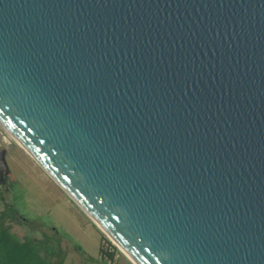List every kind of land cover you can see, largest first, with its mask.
I'll use <instances>...</instances> for the list:
<instances>
[{
    "label": "water",
    "instance_id": "1",
    "mask_svg": "<svg viewBox=\"0 0 264 264\" xmlns=\"http://www.w3.org/2000/svg\"><path fill=\"white\" fill-rule=\"evenodd\" d=\"M0 125L136 264H264V0H0Z\"/></svg>",
    "mask_w": 264,
    "mask_h": 264
},
{
    "label": "rangeland",
    "instance_id": "2",
    "mask_svg": "<svg viewBox=\"0 0 264 264\" xmlns=\"http://www.w3.org/2000/svg\"><path fill=\"white\" fill-rule=\"evenodd\" d=\"M3 148L10 152V168L24 187L17 186L15 198H12L15 211L28 222L23 223L19 216L15 217L10 225L11 232L20 240L27 236L35 239V247L42 258L54 264H105L100 252L102 236L91 229L86 230L82 219L66 204L54 183L0 125V150ZM5 201L10 203L7 195ZM3 210L0 200V214ZM80 226L84 227L83 231ZM53 230L56 232L52 233ZM104 239L120 258L128 260L105 234ZM75 246L83 252L75 250Z\"/></svg>",
    "mask_w": 264,
    "mask_h": 264
},
{
    "label": "trees",
    "instance_id": "3",
    "mask_svg": "<svg viewBox=\"0 0 264 264\" xmlns=\"http://www.w3.org/2000/svg\"><path fill=\"white\" fill-rule=\"evenodd\" d=\"M105 239H103V244ZM103 251V247L101 252ZM0 264H54L42 258L35 241H23L10 233V229L0 222Z\"/></svg>",
    "mask_w": 264,
    "mask_h": 264
},
{
    "label": "flooded vegetation",
    "instance_id": "4",
    "mask_svg": "<svg viewBox=\"0 0 264 264\" xmlns=\"http://www.w3.org/2000/svg\"><path fill=\"white\" fill-rule=\"evenodd\" d=\"M6 138L7 137H5L4 139L6 140ZM2 150H6V152H7V154H6V160H7V164H8V167H9V173L6 174V172L3 171V175L0 174V200L3 203V205H4L3 213L0 214V222L2 221L6 226H8L9 229H10V233L12 235H14L16 238H18L15 234H13L11 232V228H10L11 223L14 222V218L17 217V216H19L21 222L26 223V224L28 222H27V220L24 217H21L15 211L14 201H13L12 198L13 197L15 198L14 195L16 193L17 186H20L21 184L16 180V174L10 168V165H9V162H10L9 161L10 152L6 148L5 149L4 148L1 149L0 151H2ZM0 173H1V171H0ZM20 187L23 188L22 185ZM5 195L8 196V199L10 200V203H7L5 201ZM26 238L31 239L28 236Z\"/></svg>",
    "mask_w": 264,
    "mask_h": 264
},
{
    "label": "crops",
    "instance_id": "5",
    "mask_svg": "<svg viewBox=\"0 0 264 264\" xmlns=\"http://www.w3.org/2000/svg\"><path fill=\"white\" fill-rule=\"evenodd\" d=\"M18 145V144H17ZM20 147V148H19ZM19 149H22L23 153L28 156L29 158H31L28 153L21 147L18 145ZM32 159V158H31ZM35 163V162H34ZM40 168V167H39ZM44 172V171H43ZM46 174V172H44ZM48 176V174H46ZM49 179L54 183V185L57 187V189L62 193L64 200L66 201V204L72 209V211L79 217L82 219V222L84 223V227H86V230H90L91 231H96L97 233H99L102 236V244L100 246V252L103 246V239H104V233L98 228V226L89 218V216L77 205L73 202V200L64 192V190H62V188H60V186H58V184H56V182H54L50 176H48ZM16 180L23 186V183L16 177ZM24 188V187H23ZM84 227L82 228L81 226L79 227L80 230L83 231ZM56 232L55 230L52 231V233ZM95 232V233H96ZM27 239V238H25ZM24 239V240H25ZM33 241H35V239H31ZM23 241V240H21ZM75 250L83 252V250L78 246H75ZM100 256V254H99ZM119 256V254H118ZM104 262V261H103ZM105 263V262H104ZM106 264V263H105ZM118 264H133L129 259H123V258H118Z\"/></svg>",
    "mask_w": 264,
    "mask_h": 264
},
{
    "label": "built area",
    "instance_id": "6",
    "mask_svg": "<svg viewBox=\"0 0 264 264\" xmlns=\"http://www.w3.org/2000/svg\"><path fill=\"white\" fill-rule=\"evenodd\" d=\"M103 251L101 252V259L106 264H118V253L114 250L112 246L107 243L103 244Z\"/></svg>",
    "mask_w": 264,
    "mask_h": 264
},
{
    "label": "bare ground",
    "instance_id": "7",
    "mask_svg": "<svg viewBox=\"0 0 264 264\" xmlns=\"http://www.w3.org/2000/svg\"><path fill=\"white\" fill-rule=\"evenodd\" d=\"M6 131V130H5ZM7 132V131H6ZM8 133V132H7ZM8 135L19 145V146H21L23 149H24V147L11 135V134H9L8 133ZM25 150V149H24ZM26 151V150H25ZM27 152V151H26ZM28 153V152H27ZM105 233V232H104ZM105 235L111 240V241H113L115 244H116V246L125 254V256L133 263V264H136L131 258H130V256L107 234V233H105Z\"/></svg>",
    "mask_w": 264,
    "mask_h": 264
}]
</instances>
